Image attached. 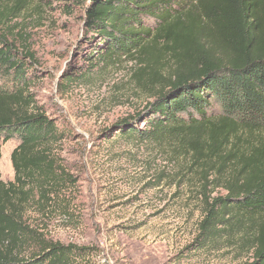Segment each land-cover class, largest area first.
Masks as SVG:
<instances>
[{
    "label": "trees",
    "instance_id": "16d2710c",
    "mask_svg": "<svg viewBox=\"0 0 264 264\" xmlns=\"http://www.w3.org/2000/svg\"><path fill=\"white\" fill-rule=\"evenodd\" d=\"M32 1L0 0V139L18 140L13 180L0 173V264H75L89 247L34 242L21 220L29 193L43 206L65 175L51 150L64 133L30 89L38 78L33 54L1 32ZM86 1L84 27L95 40L87 60L107 67L127 58L138 66V83L148 73L167 86L133 125L123 122L122 134L171 145L187 158L206 205L200 235L219 232L249 250L245 264H264V0ZM167 66L169 77L161 72ZM216 188L224 194L211 197Z\"/></svg>",
    "mask_w": 264,
    "mask_h": 264
},
{
    "label": "rangeland",
    "instance_id": "374dc122",
    "mask_svg": "<svg viewBox=\"0 0 264 264\" xmlns=\"http://www.w3.org/2000/svg\"><path fill=\"white\" fill-rule=\"evenodd\" d=\"M87 3L33 0L1 27L19 51L33 54L38 78L30 89L65 136L51 145L64 178L49 189L43 206L31 192L20 209L30 238L89 247L75 264H245L250 252L234 239L200 235L206 205L198 176L187 170L189 160L171 145L122 134L123 122L133 125L167 86L148 73L138 83V66L124 57L107 67L87 60L95 42L84 27ZM171 71L167 66L161 72L169 77ZM68 76L74 80L64 85ZM17 144L15 137L0 139L4 182L13 180L10 153ZM220 194L216 188L211 197Z\"/></svg>",
    "mask_w": 264,
    "mask_h": 264
}]
</instances>
